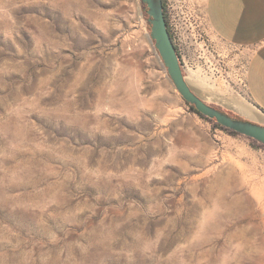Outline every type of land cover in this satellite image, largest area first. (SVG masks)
Listing matches in <instances>:
<instances>
[{
  "label": "rangeland",
  "instance_id": "374dc122",
  "mask_svg": "<svg viewBox=\"0 0 264 264\" xmlns=\"http://www.w3.org/2000/svg\"><path fill=\"white\" fill-rule=\"evenodd\" d=\"M203 2L166 0L183 74L245 117L234 106L248 100L249 48L214 36ZM144 13L140 0H0V264H264L251 191L264 145L205 119L261 165L214 180L217 168L185 162L197 114L161 69Z\"/></svg>",
  "mask_w": 264,
  "mask_h": 264
},
{
  "label": "crops",
  "instance_id": "0c3cea01",
  "mask_svg": "<svg viewBox=\"0 0 264 264\" xmlns=\"http://www.w3.org/2000/svg\"><path fill=\"white\" fill-rule=\"evenodd\" d=\"M203 5L207 25L217 39L235 47L249 48L245 71L248 100L244 104L252 110L254 117H245L264 124V0H204ZM191 119L196 122V127L189 129L187 139L181 141L179 148L186 157L185 162H193L201 175L217 168L214 180L235 177L243 181V176L240 175L243 167L259 168V150L212 128L209 121L198 115H193ZM231 145L235 149L229 150ZM243 154L250 157V164L244 161ZM228 157L233 160L231 164L226 160ZM222 160L226 161L227 167L223 168ZM258 178L262 185H252L251 191L253 195L259 196V202H264V174ZM240 185L243 186V183Z\"/></svg>",
  "mask_w": 264,
  "mask_h": 264
},
{
  "label": "water",
  "instance_id": "95a60500",
  "mask_svg": "<svg viewBox=\"0 0 264 264\" xmlns=\"http://www.w3.org/2000/svg\"><path fill=\"white\" fill-rule=\"evenodd\" d=\"M145 5L147 23L149 25V43L157 60L182 99L193 105L202 115L213 119L224 128L245 135L264 145V124L246 117H234L207 103L189 84L174 45L167 29L163 13L162 0H140Z\"/></svg>",
  "mask_w": 264,
  "mask_h": 264
},
{
  "label": "trees",
  "instance_id": "16d2710c",
  "mask_svg": "<svg viewBox=\"0 0 264 264\" xmlns=\"http://www.w3.org/2000/svg\"><path fill=\"white\" fill-rule=\"evenodd\" d=\"M141 5H142V7L144 8V12H145V5H144L142 2H141ZM162 5H163V13H164V18H165V21H166L167 29H168V31H169V34H170L171 38L173 39L172 33L170 32V28H169V20H168V14H167L166 0H162ZM144 15H146V14L144 13ZM148 30H149V26H148ZM174 45H175V48H176V51H177V54H178V57H179V62H180V55H179V53H178L177 46H176L175 42H174ZM180 64H181V62H180ZM185 103H186V105L189 107V109H190L192 112L196 113V114H197L198 116H200L201 118H204V119H206V120L212 121L214 127H218V128H220V129L227 130V131H229V132H231V133H236V132H234V131H232V130H230V129L224 128V127L221 126L220 124L216 123L213 119H209L208 117L202 115L201 113H199V112L193 107V105H191V104H189V103H187V102H185ZM227 113H229L230 115H232V116H234V117H239L237 114H235V113H233V112L227 111Z\"/></svg>",
  "mask_w": 264,
  "mask_h": 264
},
{
  "label": "bare ground",
  "instance_id": "6f19581e",
  "mask_svg": "<svg viewBox=\"0 0 264 264\" xmlns=\"http://www.w3.org/2000/svg\"><path fill=\"white\" fill-rule=\"evenodd\" d=\"M234 107L246 116L254 117L252 110L249 107L245 106V104H236Z\"/></svg>",
  "mask_w": 264,
  "mask_h": 264
}]
</instances>
